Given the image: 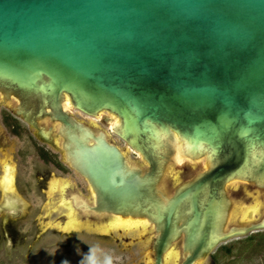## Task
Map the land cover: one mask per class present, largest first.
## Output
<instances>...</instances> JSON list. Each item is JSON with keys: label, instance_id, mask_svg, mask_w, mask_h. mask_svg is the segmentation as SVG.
Wrapping results in <instances>:
<instances>
[{"label": "water", "instance_id": "obj_1", "mask_svg": "<svg viewBox=\"0 0 264 264\" xmlns=\"http://www.w3.org/2000/svg\"><path fill=\"white\" fill-rule=\"evenodd\" d=\"M1 106L93 195L55 189L58 224L142 241L147 264H214L264 231V0H0ZM74 111L116 119L141 163ZM0 164V213L23 216Z\"/></svg>", "mask_w": 264, "mask_h": 264}, {"label": "rangeland", "instance_id": "obj_2", "mask_svg": "<svg viewBox=\"0 0 264 264\" xmlns=\"http://www.w3.org/2000/svg\"><path fill=\"white\" fill-rule=\"evenodd\" d=\"M73 113L79 120L111 135L115 145L131 160L141 163L125 143L111 134L112 122L107 125L102 118H90L76 111ZM6 116L7 113L0 109V127L11 148L1 156V160L11 162L13 169H18L11 191L29 205V209L14 220L10 216H0V264H147L142 241L133 242L128 247L97 231L58 224L49 216L47 202L54 192L50 190L54 177L69 181L71 189L91 199L89 187L73 171H58L53 166L45 165L39 158L45 148L33 138L34 132L27 131L21 125L18 128L10 119L7 126ZM12 126L16 134L11 132ZM60 161L63 162L61 155ZM44 168L50 169L54 175L47 189L36 177L37 169ZM175 172L178 177L191 176L190 168L185 165ZM211 258L214 264H264V231L221 245ZM167 264H174V260Z\"/></svg>", "mask_w": 264, "mask_h": 264}, {"label": "flooded vegetation", "instance_id": "obj_3", "mask_svg": "<svg viewBox=\"0 0 264 264\" xmlns=\"http://www.w3.org/2000/svg\"><path fill=\"white\" fill-rule=\"evenodd\" d=\"M0 109L4 112L7 113V119L5 120V123L6 125L8 126V119H10V122H13V124H17L18 128H19V125H21L22 127H24L27 131L31 132L32 129H30V127L24 123L20 118H17L16 116H14L8 109H6L5 107L1 106ZM70 110V109H69ZM112 119L111 120V124L113 125V123L116 121L115 119L113 118H110ZM102 120H105L102 119ZM2 122L4 123V119L2 120ZM4 125V124H3ZM13 131H11L12 133H15L14 130H15V127L12 126L11 127ZM18 132V131H17ZM32 132H34L32 130ZM16 134V133H15ZM33 138L39 142L45 149L43 152H40L39 154V158L41 159V161L45 164V165H50V166H53L55 168L53 169H56L58 171H66L67 169L68 170H71L73 171L82 181H83V177H81L78 173H76L74 170L71 169V167L69 165H67L64 161V158H63V162L60 161V153L57 152L55 149H53L52 147H50L49 145L47 144H44L42 143L41 141H39L34 133H33ZM9 144L6 142V140L0 135V159H1V156L4 155L5 152H7L8 150H11V148H9ZM57 158H58V162L57 161ZM56 159V160H55ZM11 163V162H9ZM15 173H18V169H13V177H12V180H11V185H10V193L13 195V191H11V188L13 186V179H14V174ZM6 174V165H2L0 164V177H3L4 175ZM53 172L48 169V168H44V169H37L36 171V177L39 178V182L40 183H43L42 184V187H44L45 189L48 188V182L50 181L51 177H53ZM63 179L62 178H56L54 177V180L53 182H51V186H50V190L51 191H54L55 189H57L58 187H68L65 191V193L63 192L64 196H67L70 194L69 192V189H70V183L69 181H62ZM71 182V181H70ZM42 193L44 194V190L42 189ZM67 194V195H66ZM0 195L2 197V201L0 202V205L2 208H6V205H5V202H6V196L4 195V192H3V189L1 188L0 186ZM75 195V194H74ZM15 196V195H14ZM17 197V196H16ZM21 207L22 205L20 204L18 206V208H16V210L14 212H8V211H5V212H2L0 213V216H12V217H20L22 215V212H21ZM67 218L64 216L62 217V220H66ZM82 219H83V216H82ZM45 220V219H44ZM43 220V221H44ZM63 223V222H62Z\"/></svg>", "mask_w": 264, "mask_h": 264}, {"label": "bare ground", "instance_id": "obj_4", "mask_svg": "<svg viewBox=\"0 0 264 264\" xmlns=\"http://www.w3.org/2000/svg\"><path fill=\"white\" fill-rule=\"evenodd\" d=\"M65 108L67 109V110H69V111H72V108H71V106H70V103H69V101H67V103H66V106H65ZM103 117V115H101L99 118H102ZM114 119V118H113ZM112 120V119H111ZM116 120V119H115ZM117 121V120H116ZM115 121V122H116ZM114 122V123H115ZM110 123H111V121H110ZM113 123V124H114ZM111 127H112V124L110 125V129H111ZM111 132V131H110ZM112 134V133H111ZM110 138H111V135L109 136ZM118 138V137H117ZM112 140V139H111ZM129 149V148H128ZM123 151V150H122ZM132 152V151H131ZM181 165V164H183V160L182 161H180L179 163H178V165ZM91 196L93 197V195L91 194ZM226 244V243H225ZM224 245V244H223ZM175 250L174 249H171L170 251H169V253L166 255V261L167 262H170L169 260H171V259H173L174 258V262L176 263L177 262V259H178V254L177 253H175L174 252Z\"/></svg>", "mask_w": 264, "mask_h": 264}]
</instances>
